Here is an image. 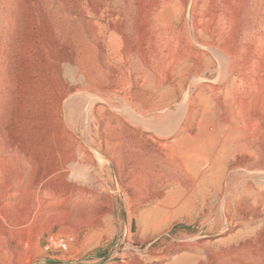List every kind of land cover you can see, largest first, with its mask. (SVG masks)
<instances>
[{"label":"rangeland","instance_id":"obj_1","mask_svg":"<svg viewBox=\"0 0 264 264\" xmlns=\"http://www.w3.org/2000/svg\"><path fill=\"white\" fill-rule=\"evenodd\" d=\"M0 264H264V0H0Z\"/></svg>","mask_w":264,"mask_h":264},{"label":"built area","instance_id":"obj_2","mask_svg":"<svg viewBox=\"0 0 264 264\" xmlns=\"http://www.w3.org/2000/svg\"><path fill=\"white\" fill-rule=\"evenodd\" d=\"M74 242L73 237L49 235L46 240L45 251L51 253L53 251L67 252Z\"/></svg>","mask_w":264,"mask_h":264},{"label":"bare ground","instance_id":"obj_3","mask_svg":"<svg viewBox=\"0 0 264 264\" xmlns=\"http://www.w3.org/2000/svg\"><path fill=\"white\" fill-rule=\"evenodd\" d=\"M84 111V110H83ZM126 114H128V115H132L131 113H129L128 111H126ZM132 117V116H131ZM132 118H135V117H132ZM136 120V119H135ZM137 120H138V118H137ZM180 121V120H179ZM170 124V123H169ZM173 124V123H172ZM168 126V125H167Z\"/></svg>","mask_w":264,"mask_h":264}]
</instances>
